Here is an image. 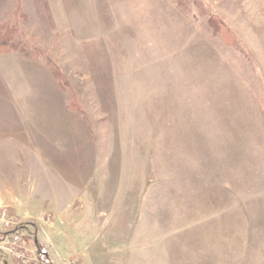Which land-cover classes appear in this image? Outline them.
Masks as SVG:
<instances>
[{
	"label": "rangeland",
	"instance_id": "obj_1",
	"mask_svg": "<svg viewBox=\"0 0 264 264\" xmlns=\"http://www.w3.org/2000/svg\"><path fill=\"white\" fill-rule=\"evenodd\" d=\"M6 16L35 55L0 53V264H264V0Z\"/></svg>",
	"mask_w": 264,
	"mask_h": 264
},
{
	"label": "trees",
	"instance_id": "obj_2",
	"mask_svg": "<svg viewBox=\"0 0 264 264\" xmlns=\"http://www.w3.org/2000/svg\"><path fill=\"white\" fill-rule=\"evenodd\" d=\"M211 23L212 26L217 28L216 32L219 33V31H221L220 29L221 24L217 23L215 20H211ZM19 37L20 34L17 28L10 20V17L6 16L5 18H3L0 21V53L7 54L14 50V51H19L25 55L34 56L35 54L30 53L28 50L24 48V45L21 43V39ZM45 60L47 61V65L49 66V69H51V71L56 75L58 82L63 85L64 77L61 70H59V67L54 62L50 61V59L45 58ZM74 102H70V104L75 105L76 102L75 103Z\"/></svg>",
	"mask_w": 264,
	"mask_h": 264
},
{
	"label": "built area",
	"instance_id": "obj_3",
	"mask_svg": "<svg viewBox=\"0 0 264 264\" xmlns=\"http://www.w3.org/2000/svg\"><path fill=\"white\" fill-rule=\"evenodd\" d=\"M8 236V234L2 235V238L5 239Z\"/></svg>",
	"mask_w": 264,
	"mask_h": 264
},
{
	"label": "water",
	"instance_id": "obj_4",
	"mask_svg": "<svg viewBox=\"0 0 264 264\" xmlns=\"http://www.w3.org/2000/svg\"><path fill=\"white\" fill-rule=\"evenodd\" d=\"M36 240V239H35ZM37 246V248L39 249V246H38V244L36 245Z\"/></svg>",
	"mask_w": 264,
	"mask_h": 264
},
{
	"label": "crops",
	"instance_id": "obj_5",
	"mask_svg": "<svg viewBox=\"0 0 264 264\" xmlns=\"http://www.w3.org/2000/svg\"><path fill=\"white\" fill-rule=\"evenodd\" d=\"M63 118L60 119V121H62Z\"/></svg>",
	"mask_w": 264,
	"mask_h": 264
}]
</instances>
